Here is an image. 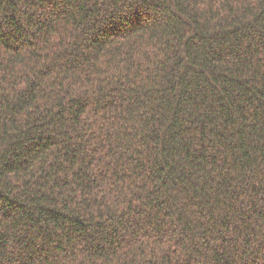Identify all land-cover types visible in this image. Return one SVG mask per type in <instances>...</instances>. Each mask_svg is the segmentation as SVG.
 <instances>
[{
	"label": "trees",
	"instance_id": "1",
	"mask_svg": "<svg viewBox=\"0 0 264 264\" xmlns=\"http://www.w3.org/2000/svg\"><path fill=\"white\" fill-rule=\"evenodd\" d=\"M0 264H264V0H0Z\"/></svg>",
	"mask_w": 264,
	"mask_h": 264
}]
</instances>
